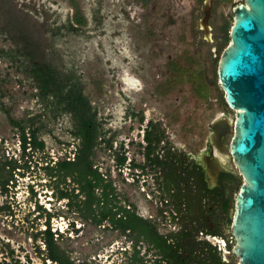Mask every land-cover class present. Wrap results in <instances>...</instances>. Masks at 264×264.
<instances>
[{
    "label": "flooded vegetation",
    "instance_id": "1",
    "mask_svg": "<svg viewBox=\"0 0 264 264\" xmlns=\"http://www.w3.org/2000/svg\"><path fill=\"white\" fill-rule=\"evenodd\" d=\"M135 2L139 31L126 34V71L112 76L107 113L72 75L55 73L61 88L44 103L68 117L71 142L47 158L40 128L22 123L19 157L0 163V194L43 172V189L26 185L25 214L40 264H237L231 224L244 180L229 152L236 111L218 65L244 0ZM10 199L0 214L21 210ZM84 226L90 252L76 257L66 240ZM6 253L0 264H23Z\"/></svg>",
    "mask_w": 264,
    "mask_h": 264
},
{
    "label": "rangeland",
    "instance_id": "2",
    "mask_svg": "<svg viewBox=\"0 0 264 264\" xmlns=\"http://www.w3.org/2000/svg\"><path fill=\"white\" fill-rule=\"evenodd\" d=\"M16 13L25 21L16 23L24 34L11 33L0 36V49L15 48L21 40L27 41L33 49V57L40 64H50L55 73L63 78L72 75L79 81L83 92L92 102L104 106L107 113V91L115 95L118 90L111 83L112 76L120 80L125 74L124 58L127 56L124 43L127 33H137L138 7L135 0H12ZM77 6L86 20L78 31H67L72 21L74 7ZM230 22V20H229ZM230 26V23H229ZM229 28V27H228ZM6 79L7 81L3 82ZM0 163L19 157L18 130L9 123V117L22 123L40 128V137L45 142L47 158L59 159L67 149L64 142H71L67 133L68 117L52 115L47 103L36 97L37 90L20 64L15 65L7 58L0 59ZM111 95V94H110ZM102 102H105L104 104ZM41 156V155H39ZM33 181L19 179L10 189L9 196L14 198L21 210L11 205L15 214H0V262L8 249H13L16 258L23 264H40L31 234L33 230L25 221L27 208L28 183H37V191L44 188L43 176L38 170L33 173ZM45 191V190H44ZM46 192V191H45ZM10 197L0 194V207L12 202ZM40 203L46 199L39 198ZM10 205V203H7ZM32 208V207H31ZM44 218L37 222L41 225ZM60 229L65 220H53ZM79 235L66 240L69 249L78 257L81 252L88 254L91 239L90 226H84ZM6 244L8 246H6ZM4 254H1V253ZM10 261V260H7ZM28 262V263H27Z\"/></svg>",
    "mask_w": 264,
    "mask_h": 264
},
{
    "label": "water",
    "instance_id": "3",
    "mask_svg": "<svg viewBox=\"0 0 264 264\" xmlns=\"http://www.w3.org/2000/svg\"><path fill=\"white\" fill-rule=\"evenodd\" d=\"M231 43L218 81L236 111L229 152L243 176L231 230L237 264H264V0H244L235 11Z\"/></svg>",
    "mask_w": 264,
    "mask_h": 264
},
{
    "label": "trees",
    "instance_id": "4",
    "mask_svg": "<svg viewBox=\"0 0 264 264\" xmlns=\"http://www.w3.org/2000/svg\"><path fill=\"white\" fill-rule=\"evenodd\" d=\"M16 13L15 6L12 0H0V36L11 33L24 34V30L17 27L16 23L19 21H25L20 18ZM20 23V22H19ZM86 24V20L83 17L77 6L74 7V14L72 21L68 23L67 31H78ZM7 58L11 63L23 67L24 72L29 76L34 88L37 90L36 97L44 103V99L47 97V91H59L61 87L57 84V74H55L52 68L47 64H40L35 61L33 57V49L30 44L21 40L15 48H9L8 50L0 49V59ZM7 81L6 79L3 82ZM2 90L0 88V95ZM2 104L0 103V108ZM9 123L12 127L16 128L20 134H22V140L25 141V126L22 125V121H16L9 117ZM34 138V137H33ZM34 145L38 148H42L41 143L34 140Z\"/></svg>",
    "mask_w": 264,
    "mask_h": 264
}]
</instances>
